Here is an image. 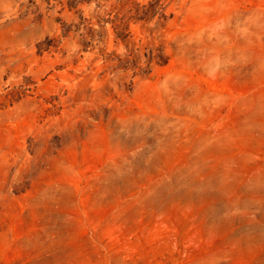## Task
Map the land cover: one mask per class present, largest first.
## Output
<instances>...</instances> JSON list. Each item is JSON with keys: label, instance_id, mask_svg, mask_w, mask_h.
I'll list each match as a JSON object with an SVG mask.
<instances>
[{"label": "rangeland", "instance_id": "1", "mask_svg": "<svg viewBox=\"0 0 264 264\" xmlns=\"http://www.w3.org/2000/svg\"><path fill=\"white\" fill-rule=\"evenodd\" d=\"M0 264H264V0H0Z\"/></svg>", "mask_w": 264, "mask_h": 264}]
</instances>
